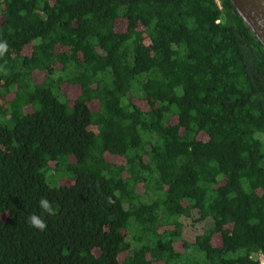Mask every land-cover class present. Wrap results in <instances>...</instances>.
<instances>
[{"label": "trees", "instance_id": "16d2710c", "mask_svg": "<svg viewBox=\"0 0 264 264\" xmlns=\"http://www.w3.org/2000/svg\"><path fill=\"white\" fill-rule=\"evenodd\" d=\"M0 43V264H260L264 46L230 0H0Z\"/></svg>", "mask_w": 264, "mask_h": 264}, {"label": "water", "instance_id": "95a60500", "mask_svg": "<svg viewBox=\"0 0 264 264\" xmlns=\"http://www.w3.org/2000/svg\"><path fill=\"white\" fill-rule=\"evenodd\" d=\"M243 20L264 46V0H230Z\"/></svg>", "mask_w": 264, "mask_h": 264}, {"label": "clouds", "instance_id": "9594fccd", "mask_svg": "<svg viewBox=\"0 0 264 264\" xmlns=\"http://www.w3.org/2000/svg\"><path fill=\"white\" fill-rule=\"evenodd\" d=\"M7 45L6 43H0V54L3 51H6ZM39 206L41 208L42 213H47L49 215H55V209L53 208L52 203L46 198L42 197L39 201ZM28 223L30 227L39 229L40 231H44L47 229V222L44 217L40 214L33 213L28 217Z\"/></svg>", "mask_w": 264, "mask_h": 264}, {"label": "rangeland", "instance_id": "374dc122", "mask_svg": "<svg viewBox=\"0 0 264 264\" xmlns=\"http://www.w3.org/2000/svg\"><path fill=\"white\" fill-rule=\"evenodd\" d=\"M260 137L264 140V137L262 136V135H260ZM54 172H48V174H47V176H48V180H49V182L51 183V181L53 180V174ZM52 175V176H51ZM57 175H55V177H56ZM58 179V177H56V180Z\"/></svg>", "mask_w": 264, "mask_h": 264}, {"label": "built area", "instance_id": "2783aa9c", "mask_svg": "<svg viewBox=\"0 0 264 264\" xmlns=\"http://www.w3.org/2000/svg\"><path fill=\"white\" fill-rule=\"evenodd\" d=\"M259 260H260V264H264V254L263 253L259 254Z\"/></svg>", "mask_w": 264, "mask_h": 264}]
</instances>
